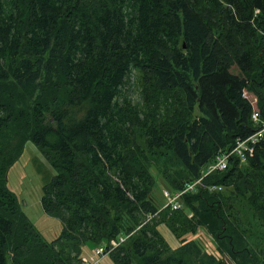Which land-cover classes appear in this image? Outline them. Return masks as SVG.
<instances>
[{"label":"trees","instance_id":"trees-1","mask_svg":"<svg viewBox=\"0 0 264 264\" xmlns=\"http://www.w3.org/2000/svg\"><path fill=\"white\" fill-rule=\"evenodd\" d=\"M255 110L264 0H0V264H80L84 245L119 237L115 264H229L185 238L199 227L231 264H264L235 208L264 226V137L162 208L163 187L183 190L259 127ZM27 140L56 171L41 195L62 222L51 240L7 185Z\"/></svg>","mask_w":264,"mask_h":264},{"label":"rangeland","instance_id":"rangeland-1","mask_svg":"<svg viewBox=\"0 0 264 264\" xmlns=\"http://www.w3.org/2000/svg\"><path fill=\"white\" fill-rule=\"evenodd\" d=\"M55 173V169L49 164L38 147L30 140L24 143L21 155L13 161L7 172V185L16 195L21 210L46 240H51L56 237L62 228L60 219L48 215L41 207L42 185ZM157 195L160 194L157 193ZM236 205L235 208L238 211L237 217L242 222L245 220V217H250L252 219L251 221L258 234L254 237L252 236L248 243L255 246V243H257L256 240L259 237H264V226L260 224L259 220L254 221L252 216L245 211V207ZM159 230L170 245H179V240L174 237L167 227L161 225ZM251 232L253 233V231ZM185 238L187 240H198L205 247L207 252L221 257L231 264L229 259L217 250L215 239L205 227H199L194 234L189 233ZM88 249L89 247L87 245L83 246V250L86 251L84 252L85 256H89L90 252H88ZM7 264H9V262ZM96 264L115 263L107 254L102 256ZM132 264H137V262H133Z\"/></svg>","mask_w":264,"mask_h":264},{"label":"built area","instance_id":"built-area-1","mask_svg":"<svg viewBox=\"0 0 264 264\" xmlns=\"http://www.w3.org/2000/svg\"><path fill=\"white\" fill-rule=\"evenodd\" d=\"M252 120L259 123V127L248 137L237 139L235 144L231 149L224 153L218 154L214 160L207 165L202 175L190 182L187 183L183 190L171 192L168 189H163L162 194L165 198V203L162 208H170L171 210H176L181 207V195L187 190H193L197 185L201 184V180L207 174L215 170H224L228 165V158L230 156L236 155L241 162L245 161L246 155H251L254 150V144L264 137V118L260 119V115L257 110L252 113ZM124 237H119V240H110L108 246L98 245L91 249L89 256L85 254L81 257L80 264H96L98 260L107 255L113 248H115L120 242L124 241Z\"/></svg>","mask_w":264,"mask_h":264},{"label":"crops","instance_id":"crops-1","mask_svg":"<svg viewBox=\"0 0 264 264\" xmlns=\"http://www.w3.org/2000/svg\"><path fill=\"white\" fill-rule=\"evenodd\" d=\"M84 252H86V251L84 250Z\"/></svg>","mask_w":264,"mask_h":264}]
</instances>
